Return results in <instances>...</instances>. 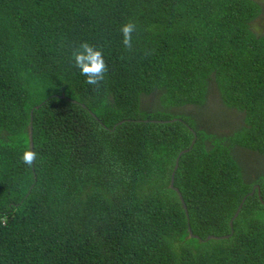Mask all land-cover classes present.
Returning <instances> with one entry per match:
<instances>
[{
  "label": "trees",
  "instance_id": "trees-1",
  "mask_svg": "<svg viewBox=\"0 0 264 264\" xmlns=\"http://www.w3.org/2000/svg\"><path fill=\"white\" fill-rule=\"evenodd\" d=\"M263 12L0 0V264H264ZM81 41L104 52L96 85L73 65ZM211 93L228 129L184 112Z\"/></svg>",
  "mask_w": 264,
  "mask_h": 264
},
{
  "label": "clouds",
  "instance_id": "clouds-1",
  "mask_svg": "<svg viewBox=\"0 0 264 264\" xmlns=\"http://www.w3.org/2000/svg\"><path fill=\"white\" fill-rule=\"evenodd\" d=\"M134 27L132 23L122 26L121 31L126 45L131 43ZM71 58L74 67L79 70L89 84L96 85L104 78L107 65L104 59V52L99 46L88 41H81L74 48ZM36 156L35 152L25 151L23 159L25 163L31 164Z\"/></svg>",
  "mask_w": 264,
  "mask_h": 264
},
{
  "label": "rangeland",
  "instance_id": "rangeland-1",
  "mask_svg": "<svg viewBox=\"0 0 264 264\" xmlns=\"http://www.w3.org/2000/svg\"><path fill=\"white\" fill-rule=\"evenodd\" d=\"M261 1V3L264 4V0H259ZM254 30L257 33H264V12L263 14L254 22ZM219 97L217 96V94L215 93H211L209 100V104L210 106L206 109H200L197 110L194 109L195 107L193 106H186L184 108V112H192V113H196L198 115L199 118L201 119H208L210 126L211 124L217 128H221V129H228L232 123L227 122V120H233L230 119L229 117H227V114L225 113L224 109L221 106L220 101L218 100ZM227 122V123H226ZM234 123V122H233ZM224 125V126H221ZM216 129V128H215Z\"/></svg>",
  "mask_w": 264,
  "mask_h": 264
},
{
  "label": "water",
  "instance_id": "water-1",
  "mask_svg": "<svg viewBox=\"0 0 264 264\" xmlns=\"http://www.w3.org/2000/svg\"><path fill=\"white\" fill-rule=\"evenodd\" d=\"M30 140H31V148H32L33 143H32V131H31V128H30ZM177 166H178V157H177V159H176V163H175L174 169H176ZM173 181H174V179H173V176H172V177H171V180H170V186H171V187H174V186H173ZM254 188H255V187H254ZM254 188H253V190H254ZM175 190L178 192L179 197L181 198V201H182V203H183L184 200H183V197H182L181 193L179 192V190H178L177 188H175ZM244 200H245V197L242 199V201H241V203L239 204L237 210L235 211V213H234L232 219L230 220V225H231V226H232V224H233V220H234L235 217L238 215V213H239V211H240V209H241V207H242V204H243ZM183 206H184L185 210H187L185 203L183 204ZM188 229H189V233L192 234L190 227H189ZM227 236H229V235H225V236H216V237L220 238V237H227ZM211 237H213V235H209V236H208V238H211Z\"/></svg>",
  "mask_w": 264,
  "mask_h": 264
}]
</instances>
